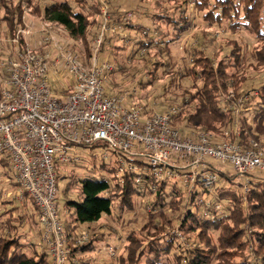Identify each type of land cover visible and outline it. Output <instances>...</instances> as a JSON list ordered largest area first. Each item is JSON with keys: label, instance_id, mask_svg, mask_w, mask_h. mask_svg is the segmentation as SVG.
<instances>
[{"label": "trees", "instance_id": "trees-1", "mask_svg": "<svg viewBox=\"0 0 264 264\" xmlns=\"http://www.w3.org/2000/svg\"><path fill=\"white\" fill-rule=\"evenodd\" d=\"M71 1L54 0L41 8L33 0H0L3 11L0 22L5 24L9 39L19 38L18 51L26 53L24 36L19 32L26 30L25 14L31 9L35 16L42 18L43 24L63 28L71 40H81L84 53L91 59L93 53L89 39L93 37L94 30H98L97 37L100 34L104 2L73 0L77 7ZM183 4L187 7L194 4L204 14L203 20L210 27H224L229 22L231 31L242 29L253 35L262 48L252 51L248 59L243 47L235 40L227 43L230 52L224 57L223 48L214 55L215 58L204 48L192 49V66L184 70L183 77L190 78L193 87L198 90L189 95V102L182 99L178 104L180 113L175 118V125L185 124L184 130H181L184 136L203 131L216 140L230 139L244 149L251 148L252 140L264 146V82L255 95L242 90L243 84L248 81V70L264 71V0H214V3L210 0H184ZM127 15L126 12L116 11L110 15V25L117 26L119 31L133 32L137 39L133 58L143 50L154 48L159 55L166 54L170 59V44L177 38L164 32L157 22L179 29L188 24L186 14L175 18L173 13L163 10L148 16L152 19L149 26L145 22H134V19L126 23ZM151 28L156 31L157 37H154ZM114 36L106 34L98 52H103ZM166 38L167 41L162 40ZM249 59L255 60V63L249 62ZM199 83L201 86H198ZM153 84L155 79L145 85ZM244 107L247 111L253 107L250 125L243 119L245 110L241 108ZM226 132L229 134L226 135ZM94 149L96 147L89 150L92 152ZM92 160V171L101 170L102 176L83 181L82 200H66L64 203L66 217L63 223L72 249L69 264H80L78 256L94 252L96 244L104 238V235H92L86 244L76 245L82 226L99 223L103 216H112L116 210L134 211L138 197L152 198L149 213L152 220L142 228L129 231L126 237L127 254L121 257L119 264H264V178L252 173L245 191L238 176L219 171L220 181L229 182L230 186L224 187L219 182L212 203H220L223 209L216 210L200 207L196 202L197 194L189 196L177 183L162 182L156 193L150 189V176H144V183L138 185L134 175L126 174L121 183L115 176L117 168L113 164L97 162L95 158ZM6 165L9 166V163ZM16 209H8L9 216L4 221L2 218L7 212L0 213V264H51L48 253L40 251L37 242H28L23 237L20 227L22 222H28V217L21 214V218L16 219L11 214ZM36 209L39 210L37 206ZM168 210L172 215L168 214ZM176 223L181 235H197L202 247L196 245L194 249L187 250L186 240L189 238L181 239L170 230H174ZM216 232L219 235L215 243L212 236Z\"/></svg>", "mask_w": 264, "mask_h": 264}, {"label": "built area", "instance_id": "built-area-1", "mask_svg": "<svg viewBox=\"0 0 264 264\" xmlns=\"http://www.w3.org/2000/svg\"><path fill=\"white\" fill-rule=\"evenodd\" d=\"M102 13L98 48L106 34L119 31L110 25L106 5ZM133 17L129 13L126 23ZM61 57L60 63L51 65L49 55L27 50L0 61V158L8 161L13 172L19 203L31 200L40 210L42 243L51 264H69L72 251L58 206L59 170L84 164L85 148L101 150V161L117 168L115 176L121 183L126 174L134 175L138 185L150 176L154 193L162 182L177 183L189 196L197 194L196 202L207 209H223L220 203H212L219 169H232L245 191L252 173L264 172V150L254 140L251 148L244 149L203 131L184 136L175 125L178 107L158 114L147 106L127 103L136 90L119 95L105 90L114 65L97 55L90 66L72 53ZM59 65L69 73L57 91L51 87L49 72ZM78 234L76 245L89 241L88 233ZM174 234L181 237L179 230Z\"/></svg>", "mask_w": 264, "mask_h": 264}, {"label": "rangeland", "instance_id": "rangeland-1", "mask_svg": "<svg viewBox=\"0 0 264 264\" xmlns=\"http://www.w3.org/2000/svg\"><path fill=\"white\" fill-rule=\"evenodd\" d=\"M33 1L36 4L39 3L41 8H43V6L54 0ZM100 1H103L104 5L108 6L110 15L116 13V11L126 12L127 14L131 12L134 15V22H145L148 26L152 25L150 24L152 19L148 16L159 13L160 10L173 13L175 18H179L182 13L184 15L186 14L185 16L188 19V24L184 26V29L157 22L164 32L177 38L170 44L172 52L170 59L166 54L159 55L158 50L154 48L150 51L143 50L133 58L132 55L137 48V39L134 37V34H132L133 32L129 33L127 30L123 29L111 38V42L106 44L103 52H98V30H94L93 35H91L93 37L89 39L92 44L93 56L97 55L100 61H106L116 67L115 72L107 75L105 90L110 91L109 93L113 95L136 90L137 95L129 99L127 103L129 105L136 103L137 105L147 106L158 114L165 112L172 106L179 108L178 104L182 102V99L189 102V95L197 93L198 89L193 87V81L190 78L183 77L184 70L192 66L190 52L192 49H195V47L206 49L207 54L212 58H215L214 55L223 48L225 51L222 57H224L225 54L230 52L227 43L235 40L238 42L239 46L243 47L247 59L256 48H262L257 39L244 30L239 29L237 31H231L229 22H226L224 27H218L217 25L210 27L208 23L203 20L204 14L196 9L194 4H190L188 7L186 5L184 6V0ZM210 1L214 3V0ZM71 2H73V0ZM72 4L78 7L75 2ZM2 14L3 11L0 7V16ZM25 17V20H27L26 22L32 19L36 23H39L42 19L41 17L38 18L35 16L34 13L31 12V9L27 10ZM43 25L44 27L40 26V30L31 29L30 26H28V28H30L28 29L26 25V30H21L19 32L24 36V44L27 50L38 55H49V63L51 62V65L56 60L60 63L62 54L66 53L78 55L81 57L84 64L91 65L93 56L89 59L86 53H84L81 40H71L63 28ZM151 30L154 32V29L151 28ZM156 35L155 31L154 37H157ZM18 39V37L14 39L15 41L9 39L5 24L0 22V61L7 60L9 57H14L19 49V43L17 44ZM162 40L167 41L168 39ZM249 62L255 63V60L249 59ZM56 67H58L59 73H56ZM56 67H51L49 80L51 87H53V89L55 87L57 91H60V89H62L60 84L66 81L64 79H67L69 72L67 67L60 65ZM155 71L156 74L153 76L152 74L155 73ZM247 77L248 81L243 84L242 90L244 92L250 91L255 95V91L263 85L264 71L256 72L250 69L248 70ZM154 79L155 84L145 85L147 82ZM2 81L3 76L0 72V88H2L3 85ZM198 86H201V83H199ZM241 110L244 111L245 107L243 109L241 108ZM251 110H253V107L248 111L246 109L242 113L243 119L247 120L246 122L249 125L251 123ZM184 125L178 124L176 127H179L180 130H184ZM226 141H230V139H226ZM262 142H264V137ZM258 147L264 150V146ZM101 154L102 151L99 149L92 152L90 150H84L82 154L85 158L84 164L60 168V178H58V206L62 222L66 217V209H64L65 201L82 200L80 194L83 181L90 178L97 179L102 176L103 172L101 170H97V172L94 173L91 169L92 159L95 158L97 162H101ZM0 165L2 167L0 168V213L7 212V215L5 217L3 216L2 221L8 218V209L16 207L17 209L13 210L11 213L16 219H20L21 214L28 217V222L25 221L21 223L20 232L23 233V237L28 242H37L40 251H46L42 243V227L38 222L40 211L36 209L35 203H32L31 200H26L21 204L19 203L16 198L18 190L13 183V172H11L9 166L6 165L4 167L2 164ZM219 170L222 171L221 169ZM224 172L229 176L234 175L230 168H227ZM255 174L259 175L261 179L264 178V172ZM220 185L229 187L230 183H225V181L221 180ZM66 189H68V192L65 193L64 191ZM151 201V197H138L136 200L137 207L134 211L121 212L119 210L117 211L115 207L114 211L116 210V212L112 216H103L99 223L86 227L82 226L78 232L88 233L90 238L92 235L95 237L104 235V238L103 240L100 238L101 241L96 244L97 247L94 252L78 256L80 264H119L121 257H126L127 254L126 237L129 231L132 228H142L151 222L152 218H149ZM167 212L169 215H172L170 210ZM177 225L178 223L175 225V231L177 230ZM170 230L172 233L175 232L172 229ZM214 234L212 240L216 243L219 233L216 232ZM185 238H189L186 240V243H188L186 245L187 250L194 249L196 245H202L198 242L197 235H190L189 237L181 235V239Z\"/></svg>", "mask_w": 264, "mask_h": 264}, {"label": "crops", "instance_id": "crops-1", "mask_svg": "<svg viewBox=\"0 0 264 264\" xmlns=\"http://www.w3.org/2000/svg\"><path fill=\"white\" fill-rule=\"evenodd\" d=\"M27 20H25V22H26ZM26 25H27V28H28V26H30L31 27V29H39L40 30V26H43L44 27V25H43V22H42V19H41V22H39V23H36L35 21H33L32 19H30V21L29 22H26ZM33 26H34V28H33ZM28 29H30V28H28ZM31 31V30H30ZM30 31H28V32H30ZM39 32V31H38ZM108 91V90H107ZM108 92H110V91H108ZM4 161V159L3 158H0V164H2V166H6V164H8V161L7 160H5V162H3ZM0 168H2L1 167V165H0ZM91 225H93V224H90V225H88V224H86V225H84L83 227H86V226H91ZM41 234H42V231H41Z\"/></svg>", "mask_w": 264, "mask_h": 264}]
</instances>
